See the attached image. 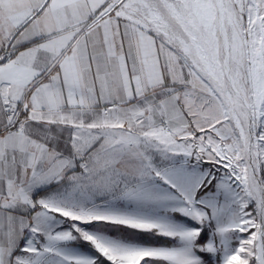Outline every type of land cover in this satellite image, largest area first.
Here are the masks:
<instances>
[{
  "label": "snow or ice",
  "instance_id": "snow-or-ice-1",
  "mask_svg": "<svg viewBox=\"0 0 264 264\" xmlns=\"http://www.w3.org/2000/svg\"><path fill=\"white\" fill-rule=\"evenodd\" d=\"M0 264H264V0H0Z\"/></svg>",
  "mask_w": 264,
  "mask_h": 264
}]
</instances>
